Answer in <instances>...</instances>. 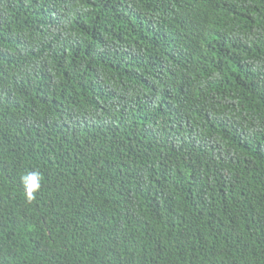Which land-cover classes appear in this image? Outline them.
I'll list each match as a JSON object with an SVG mask.
<instances>
[{
	"label": "trees",
	"instance_id": "obj_1",
	"mask_svg": "<svg viewBox=\"0 0 264 264\" xmlns=\"http://www.w3.org/2000/svg\"><path fill=\"white\" fill-rule=\"evenodd\" d=\"M0 264H264V0H0Z\"/></svg>",
	"mask_w": 264,
	"mask_h": 264
},
{
	"label": "clouds",
	"instance_id": "obj_2",
	"mask_svg": "<svg viewBox=\"0 0 264 264\" xmlns=\"http://www.w3.org/2000/svg\"><path fill=\"white\" fill-rule=\"evenodd\" d=\"M24 196L28 203H34L43 186V175L39 171H29L21 177Z\"/></svg>",
	"mask_w": 264,
	"mask_h": 264
}]
</instances>
